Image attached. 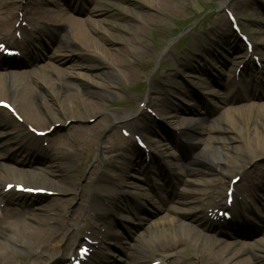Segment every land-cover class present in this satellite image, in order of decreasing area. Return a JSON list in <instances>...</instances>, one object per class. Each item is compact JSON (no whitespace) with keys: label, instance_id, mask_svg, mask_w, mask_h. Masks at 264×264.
<instances>
[{"label":"bare ground","instance_id":"6f19581e","mask_svg":"<svg viewBox=\"0 0 264 264\" xmlns=\"http://www.w3.org/2000/svg\"><path fill=\"white\" fill-rule=\"evenodd\" d=\"M44 1L48 2L50 0L0 1V35L3 38L10 33V31H5L8 30L6 28L14 25L19 20V14L21 13L22 21L24 18L27 21H43L48 24L47 28L38 27L37 30L33 29L31 36H36L39 41L47 40L49 45L56 38L60 45L58 48L64 50L59 54L54 51L45 54L50 62L42 65L41 68L44 71V77L42 78L31 76L29 71L14 72L8 69L0 71V97H2L0 100L6 101L8 97L11 100L13 99L16 104L14 110L20 116H24L26 122H35L41 126L47 124L49 128L55 123L63 124L65 121L70 120L71 122L66 127L72 129L75 136L81 137L84 135L83 142L82 140L79 141L80 152L76 150L78 152L77 157H80V153L82 155L87 154L100 138V144L104 146L99 148L98 154L102 153L104 155L105 163L110 165L115 163L117 158H121L123 164L120 167V176H108L104 169L99 177H91L97 171L96 167L89 172L87 181L82 185L85 196L79 195L76 202L77 209L75 212H71L69 223L65 221L63 214H57L54 217L38 215L34 212L35 208H30L31 198L25 194L5 190V186L10 183L11 178L18 176V179H22L18 183L24 184L27 188H46L47 190L63 193L68 191L75 193L78 184L73 185L74 188L65 187L64 185H58L57 181H52L48 177L44 180L38 179L34 173L30 174L23 169L22 161L19 159L22 157L20 154H36L45 158H49L50 154L36 140H32L29 132L15 131L13 135L7 138L9 143H5L11 153L5 157L4 162L0 163V168L4 172L3 175H0V204L4 203L3 207H0V264H23L21 260L15 261L19 256L17 255L18 251L34 254L35 260L32 264H49L58 260L67 261L68 256L75 254L76 247L79 244H84L82 238L77 234L79 228L89 231V233L85 232V236L96 239L95 236L102 235V238L109 237L114 245L121 246L120 231L116 230L113 225L116 222L118 210L122 207L129 214V219L135 220L139 214V209L146 205L149 200V196L145 193L134 192L130 194L125 190L126 187L138 188L137 185L126 179L127 176L134 177V173H140L144 177L149 189L155 193V196L157 195L164 213L146 226V237L139 238L136 244H130V249L126 251V254L127 257L131 258L130 256H132L133 259L128 264H155L156 261L158 264H250L249 257L236 259L240 254L245 253V243L238 241L226 242L223 239L235 235V230L240 227L239 224L246 222L247 215L235 214L234 220L231 222L221 223L208 216V214L203 215L200 213L205 205L203 203L195 205L194 209L183 208L182 205L193 202L199 203L205 195H208L210 203H207L204 207L205 212L207 213L209 208L217 207L218 202L216 199L221 192L225 193L229 186L231 178H227V173L230 171H237V175L240 176L234 187L236 190L241 189L243 191L245 203L248 197L254 195L256 189L261 191L264 189V104L259 105L254 101L261 98L263 92H260L258 96L253 89L256 85L255 82L252 83L255 64L251 60L257 47L259 45L264 46V39L255 42L252 52H248L246 46L243 48L224 22H219L210 28L207 37L205 35L193 37L196 52L191 53L192 55L185 59L183 63L176 64L175 74L180 76L177 69H182L195 71L197 74L206 76V71L194 66L192 62H196V56L201 59L210 57V48L207 46L206 41L210 39L209 42L214 43L215 41L212 40L211 36H218L221 46L228 48L230 54L234 55L227 58L229 67H225V61L221 63L222 70H224L221 72V76H226L228 79L225 82L227 92L224 96L215 99L217 102L216 107L225 111L243 112L241 129L243 134L247 136L245 142L250 153L247 154L239 145H234V154H229L224 144H227L229 140H234V138L229 137L226 141L225 136L215 135L225 131H238L233 119L234 123L232 124L235 127L231 124L224 126L221 124L216 125V123L214 126L200 128L199 132L204 133L203 138L213 143V145L206 144L203 148L195 149L187 158H182L178 154L175 157L176 162L169 165L162 162L158 156H154L151 152L146 154L130 140L128 146L120 153L122 148L118 147L117 144L122 140L119 141L114 138V143L108 142L104 135L102 136L105 126L99 132L94 131V128L101 124L103 120L101 117L90 126L74 125L73 122H84L89 118H93L97 113L103 112L105 107L97 101L82 99L79 95L80 85H82L80 81L70 79V77L66 82L61 81L65 75L73 76L75 74L79 77L88 78L93 86L100 88L102 94L98 95L102 97L109 98L118 95L119 86L116 81L120 84L122 79L129 77L132 67L130 59L132 54L127 50L123 51L120 43L133 42L130 39L133 34L130 27L136 28L133 26L134 24L129 22V24H125L120 28L123 33L130 36L111 33L106 26L113 29L118 28V25L103 18H98V15L102 13L98 6L103 0H74V2L61 0L65 6L64 9L59 8L60 3L57 1V4L56 2L53 3L54 8L45 7L43 5ZM137 1L142 5L141 16H136L132 9L130 13L136 16L135 20L139 22H142L143 18L148 16L152 17L151 12H158L162 8L158 6L164 4L163 0ZM88 3H92L93 6L88 8ZM56 6L57 8H55ZM81 6L87 11L86 17L76 15ZM242 6L241 9H243ZM257 23L264 26V23L258 21ZM57 25L63 27L62 32L59 31ZM44 36L46 39H43ZM144 47L146 55H152L151 47L145 45ZM38 50L29 42L23 47V56H19V58L28 59L33 51L35 53ZM240 51L241 54L236 53ZM83 54H88L95 62L93 64L77 63V57ZM161 54L167 55L168 53ZM66 62L69 64L66 68H63L62 64ZM106 62L112 67L113 71L104 67ZM240 63L242 67L238 75L235 76V69L238 68L236 65ZM73 68L92 71L93 75L89 77L87 73L68 72V69ZM14 75L17 81L15 84L8 79ZM112 77L115 79L114 81ZM193 77L196 78V83L199 84L202 90L210 91L213 87L205 79H198L197 76ZM156 84L157 81H154L152 86ZM167 86L174 87L172 83H168ZM206 94H212V92ZM183 95L194 101V96L188 90L184 91ZM14 96H17V98L15 99ZM29 96L33 98L34 103L29 100ZM149 102H151L150 97H142L140 100V103H143V108H148ZM82 103L83 108L89 110L87 115L80 114L78 105ZM140 106L132 111L112 113V118L121 127L120 129L127 127L131 138L137 135L136 131H139L140 128H146L151 134L159 136L158 126L154 127L152 123L154 118ZM153 107L156 116L167 124L172 125L180 119L182 124L186 121L177 114V109L172 104L168 109H158L156 104ZM254 108H258L255 117L253 116L254 113L252 114ZM193 109L192 111H196L197 106ZM12 116L10 112H0V126L12 125L14 129L21 130L23 124H15V126L11 119ZM192 117V120L187 122L184 129L181 130L182 136L180 137L182 139L178 137V141L175 140L177 144L191 141V138L187 136L188 130L192 131L196 128H190V124L196 120L193 115ZM136 120L141 125L136 126L134 124ZM55 130L56 128H53L48 135L55 132ZM211 132L214 134L212 135ZM197 141L200 140L197 139ZM152 144L159 150L168 151L167 144L160 140H155ZM50 147L56 153H61L68 148V144L64 138L59 137L52 139ZM157 154L166 155L162 152ZM147 162H152L155 165L154 168L148 167ZM11 163L14 166H11ZM179 170L183 172L184 176H187L186 178L184 176L179 177L182 184L200 186L201 189L182 187L181 191L176 192L169 198L170 186L173 188L178 183V179L174 177L178 176ZM49 172L52 175L54 174L53 170ZM206 174H219L220 177H203ZM151 175L155 176L156 179H152ZM188 176L202 177L189 179ZM103 187L119 191L108 198L99 199L97 195L102 193ZM92 195L96 197L95 201L99 199L98 203L103 210L102 212H97L92 208L90 204ZM168 200H170V203L163 205ZM70 204L69 199L58 202V205L64 207L65 212ZM55 207L58 208L56 204ZM91 217L101 223L100 228L97 229L94 226ZM110 218L113 219V223L109 222ZM120 220L122 225L119 229L123 230L126 223L125 220ZM50 222H53V226L49 225ZM48 225L51 228L47 227ZM103 226L105 228L101 232ZM237 243H239L238 247L235 246ZM98 245L94 247L95 250L90 260L95 264H111L112 259L109 260L108 256L102 254L100 251L101 245ZM249 245H252V243ZM7 247L17 248L18 251L16 250L15 254L8 255ZM254 248H257V251L253 252V256L264 264V247L254 246ZM183 253L185 257H181ZM12 255H17V258Z\"/></svg>","mask_w":264,"mask_h":264},{"label":"rangeland","instance_id":"374dc122","mask_svg":"<svg viewBox=\"0 0 264 264\" xmlns=\"http://www.w3.org/2000/svg\"><path fill=\"white\" fill-rule=\"evenodd\" d=\"M2 1V0H0ZM60 3L59 7L61 9L65 8L62 4L61 0H50L48 2H43L45 7L54 8L53 3ZM69 2H74V0H68ZM161 1V0H156ZM227 5L230 10L234 13L238 24L243 28L248 38L252 41V43L259 42L264 39V26L257 23H264V0H163V5H159L158 7H162L158 12H151L152 17L148 16L147 18H143L142 22L135 20L136 16H141L142 5L137 0H103V2L98 6L99 10H101V14L98 15V18H103L111 23H116L118 28L109 29V31L113 34H124L126 36H130L129 34L123 33L120 28H122L125 24H134L136 28L130 27L131 32L133 34L130 36L132 43L125 42L124 44L120 43L123 51H130L132 56L130 57L132 62V67L130 70V76L122 79V82L116 81L119 86L118 95L114 97H102L98 94H102L100 88H96L93 86L88 80V78L79 77L73 74V76L65 75L62 77L61 81L66 82L70 79L78 80L82 83L79 89V95L82 99L85 100H93L99 103H102L105 107L104 111L101 113H97L93 118H89L84 122H73L76 126H90L94 123V121L98 120L100 117L103 119L101 124L94 128V131L99 132L100 130H104L102 136L106 138L108 142H113L114 138H117L120 141L117 146L121 147L120 153L128 146L129 140L124 139L120 134V126L116 124V122L112 118V113L118 111H132L134 109L139 108V101L142 97H150L151 102L149 103V107L152 110V113L155 114L154 104L157 105L159 109H168L169 105H173L177 109V114L186 121L180 123V120L175 123L167 124L161 118L155 116L152 121L153 126L157 127L159 131V136L155 134H151L148 129H140L138 133L142 134L144 138L148 139L149 149L152 153L156 154L159 152V148L154 146L155 140H160L163 143H166L168 146V151L164 152L160 150V153L166 154L167 156H161L158 154L159 159L164 162L171 164L175 162V156L180 152V156L182 158H187L193 150L198 148H203L206 144L213 145L210 141L204 139V133L199 132L202 127H210L221 124L224 126L233 125V121L235 120V125L238 128V131H225L221 133H216L218 136H225L227 138L233 137L234 140L227 141V144H224L226 147V151L229 154H234L235 149H233L234 145H239L241 149H243L247 154H249L248 146L245 142L247 136L243 134L241 129L242 127V117L243 112H231L221 110L216 107V100L219 96H224L226 87L225 82L228 81L226 76H221V72L223 66L221 63L225 61L226 68L229 67V62H227L228 56L234 55L230 54V51L225 46H221L219 38L217 35L211 36L214 43H210L206 41L207 46L210 48V57L197 58L194 66L201 68L206 71L205 75H200L192 71L186 73L185 70L177 69L180 73V76H177L176 64L180 62H184L185 59L190 57L192 54L196 52L195 43L193 41V37L199 35H205L207 37L209 33V29L212 28L215 24L219 22H224L226 27L231 30L235 35L236 33L231 29L228 20L225 18L224 14L219 11L220 5L223 3ZM262 1V3H261ZM56 2V4H57ZM247 4V6H246ZM86 5V4H84ZM244 5V6H242ZM79 6V5H78ZM88 8L92 7V3H88ZM241 6L243 9H241ZM57 8V6L55 7ZM87 8V9H88ZM101 8V9H100ZM133 10V14L130 13V10ZM78 17H86L87 11L85 8L81 6L80 11L77 10ZM32 23V24H31ZM103 25V24H101ZM31 27H44L47 26L43 21H33L30 22ZM46 27V28H47ZM59 31H63V27L61 25H57ZM263 32V33H262ZM237 36V35H236ZM239 42L244 47L242 41L237 37ZM34 39V38H33ZM43 39H46L44 37ZM38 38H35V42L33 41L34 46L41 50L35 51V54L31 57V59L27 60H19L15 69H8L14 72H22L29 71L31 76L36 77H44V71L41 68L42 65L50 62V60L45 56V54H49L52 51L57 52V54L64 52V50L58 48L59 43L56 38H54V42L52 44H48L47 40H43V42H37ZM145 46H149L152 49V55H146L144 52ZM75 52V49H72ZM215 51V52H214ZM39 52V53H38ZM144 52V53H143ZM161 53H168L167 55H162ZM237 54H241L240 52H236ZM230 54V55H228ZM255 56L257 57V61L261 68L257 67L260 71L257 73L255 70L252 73V83H256L253 89L257 92V95H260V92H263V96L259 99L254 100L259 105L264 104V61L262 58L264 57V46H258L255 51ZM264 59V58H263ZM229 61V60H228ZM262 61V62H261ZM76 62H81L84 64H93L95 61L88 54H83L78 56ZM69 63L66 62L62 64L63 68H66ZM108 70H112V67L106 62L104 66ZM111 67V68H110ZM113 71V70H112ZM68 72H82L87 73V76L92 77V71H84L79 68L68 69ZM192 76V77H191ZM193 76H197L198 79H205L208 81L210 85L213 87L210 89L212 94L209 93V90H202L199 87V84L196 83V78ZM109 78V77H108ZM13 84L17 83L16 77L10 76L8 78ZM260 79V80H258ZM112 80L114 81L115 79ZM157 81V86H152L153 82ZM168 83H172L174 87H168ZM191 92L194 96V101L190 100L188 96L183 95L184 91ZM2 98V97H0ZM16 99L17 96H14ZM168 99V102L171 104L164 103L163 100ZM13 107L15 108L16 104L13 102V99L6 98ZM29 100L34 103L33 98L29 96ZM196 111L193 107H196ZM80 114L87 115L89 110L83 108V103L78 105ZM258 108H254L252 110V114L254 113V117L256 115V111ZM19 111V110H18ZM0 112L8 113L3 109H0ZM226 112V113H225ZM248 113V111H246ZM20 114H22L20 112ZM156 115V114H155ZM192 115L196 119L190 124V128H195L192 131L188 130V137L191 138V141H185L181 144H177L175 140L181 135V130L184 129L187 122L192 120ZM152 117V116H151ZM13 124H23L21 130L14 129L12 125L0 126V163L4 162L6 156H8L11 152L8 151L5 143H9L7 138L13 135L16 132L20 131H29L26 127L31 126L34 128H39L41 130L47 129L48 125H39L35 122H26L24 120V116H20V119H23V123L19 120L11 117ZM234 119V120H233ZM232 120V121H231ZM70 120L65 121L63 124L55 123L54 128H56L55 132L52 134L45 136L44 138H35L32 135V138L36 139V141L48 150L50 156L49 158L41 157L36 154H20L22 157L19 158L22 161V168L28 171L30 174L34 173L36 178L44 180L47 177L52 181H57L58 185H64L65 187L74 188L73 185L78 184L76 187V191L74 192H57L53 195H36L34 197V204L31 207L36 206L38 208L35 213L39 215H47L50 217H54L57 214H63L66 222H70L71 212H75L77 209V199L79 195L85 196L83 193L82 185L87 181L89 177V172L92 171L94 167L96 170L94 175L91 177H99L101 174L102 168L105 167L102 153L98 154V150L100 148V141L95 143L93 148L87 152V154L82 155L79 154L80 157H77L80 149L79 141L82 140L84 135L81 137L75 136V133L72 129H68L66 126ZM135 125H140L139 122H135ZM233 125V127H235ZM16 126V125H15ZM209 133V132H208ZM213 135L214 133L211 132ZM64 138L65 142L68 144V148L64 149L61 153H56L50 147L53 138ZM182 139V137H180ZM207 138V137H206ZM199 139L200 141H197ZM202 140V141H201ZM178 141V140H177ZM114 143V142H113ZM215 146V145H214ZM230 146V147H229ZM218 147V146H215ZM225 151V149H224ZM80 152V151H79ZM82 155V156H81ZM170 155V157L168 156ZM123 161L121 158H117L115 163H112L109 168H105L106 173L108 175L120 176V167L122 166ZM11 166H14L12 163ZM149 166L154 168V164L151 162ZM19 167V166H18ZM53 170L54 174L52 175L49 171ZM4 172L0 168V175H3ZM49 174V175H48ZM238 174L237 171H230L227 173V178H230L233 175ZM183 177L184 174L181 170L178 171V176L174 177L178 179L177 185L172 188H169L168 197H172L176 192L181 191L182 187L190 188V189H201L200 186L193 185H185L182 184L179 180V177ZM18 177V176H17ZM13 177L10 181L16 182L18 180H22L21 178ZM126 177V176H125ZM138 177V178H136ZM185 178L187 176H184ZM202 176H188L189 179H196ZM203 177L206 178H218L219 174H206ZM155 178V176H153ZM127 181L133 182L137 185L138 188L126 187L125 190L128 193H145V195L149 196V200L147 204L139 210V214L137 215L135 220H130L128 214L124 210H120L118 217H116V222L114 225L117 227L121 226V219H127V227L122 232L121 235V246L116 247L112 246L110 242H103L102 248L100 251L103 254H107L111 256V264H125L132 261L131 258L127 257L126 251L130 249V244L138 243L137 240L139 238H143L147 236L146 226L154 219L159 217L164 213V210L160 207V202L158 198L154 195V193L147 186L144 177L140 173H134L133 176H127ZM35 186V185H33ZM117 192L115 189H102V194L100 197L103 199L104 197H108ZM259 195L264 197V193H259ZM98 196V195H97ZM99 197V196H98ZM99 197V198H100ZM222 199V196H219ZM95 196H91V205L92 208L98 212H102L101 206L98 205V199L95 201ZM206 198V199H205ZM205 200H202L199 203H207L209 200L207 196H205ZM69 199L71 204L68 207V210L65 212L64 207L58 205L60 200ZM250 202L246 205V207L251 210L254 209L259 222L256 224H247L246 228L243 227L239 229L235 235L224 237V241L232 242L238 241L245 243L244 250L245 253L240 254L236 259L249 257L250 264H262L259 262L257 258L253 256V252L257 251V248L254 246L264 247V198H258L257 196L254 198H249ZM262 200V201H261ZM170 200L163 205H168ZM55 204L58 208L55 207ZM198 202L188 203L182 205L183 208H195ZM190 205V206H189ZM66 208V206H65ZM201 214L204 215V212ZM49 225L53 226V222H50ZM47 226L51 228V226ZM245 228V229H244ZM79 231V230H78ZM252 243V245H249ZM238 244H235L238 247ZM253 247V248H252ZM4 250V249H3ZM17 248H6L8 255L15 254L14 252ZM18 251V250H17ZM17 255H22L23 259H30L33 257V254L26 251H18ZM17 255H12L17 258ZM181 257H185V254H181ZM15 261H17L15 259Z\"/></svg>","mask_w":264,"mask_h":264},{"label":"snow or ice","instance_id":"6c2138e0","mask_svg":"<svg viewBox=\"0 0 264 264\" xmlns=\"http://www.w3.org/2000/svg\"><path fill=\"white\" fill-rule=\"evenodd\" d=\"M4 49V46L3 45H0V50H3ZM9 54H12V53H9ZM9 187H12L11 185H9ZM82 253H86V249H81Z\"/></svg>","mask_w":264,"mask_h":264}]
</instances>
